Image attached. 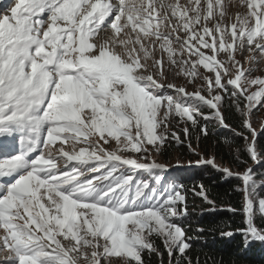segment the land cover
I'll return each mask as SVG.
<instances>
[{
  "label": "snow or ice",
  "instance_id": "6c2138e0",
  "mask_svg": "<svg viewBox=\"0 0 264 264\" xmlns=\"http://www.w3.org/2000/svg\"><path fill=\"white\" fill-rule=\"evenodd\" d=\"M261 61L264 0H18L0 17V264H164L165 252L193 264L176 222L187 190L155 157L170 140L194 151L189 123L205 136L201 120L229 128L228 107L259 161ZM195 163L242 182V210H228L247 243H264L252 170ZM192 191L216 210L203 185Z\"/></svg>",
  "mask_w": 264,
  "mask_h": 264
},
{
  "label": "trees",
  "instance_id": "16d2710c",
  "mask_svg": "<svg viewBox=\"0 0 264 264\" xmlns=\"http://www.w3.org/2000/svg\"><path fill=\"white\" fill-rule=\"evenodd\" d=\"M207 112V111H206ZM226 123L229 128H224L218 122L207 124L208 134L203 135L199 128H190L191 142L194 149L201 150L205 155H212L221 164L227 165L231 170L243 172L247 168L252 170L254 177L264 173V164L257 165L254 160L243 150L245 141L236 136L235 131H243L242 117L234 108H224ZM245 134H248L245 132ZM183 138V133H180ZM256 149L264 155V136L256 138ZM239 149V151H237ZM187 144H177L176 141L167 142L160 154L161 160L168 162L174 155L183 156L190 161L195 159L190 154ZM256 164V165H255ZM171 180L177 185H182L187 190L188 214L184 216V222L180 224L186 230V235L191 237V249L189 255L193 264H264V243H247L237 232L244 227V217L241 211L232 212L228 209L242 210L243 195L238 190L242 182L235 176L226 175L211 166H202L181 175L176 174ZM146 178V176H144ZM203 185L208 197L215 202L216 210L203 200L190 198L191 191ZM257 191L264 196V185L258 186ZM257 223H260L258 220ZM203 229V231H200ZM232 231L236 233L232 237L222 235L223 232ZM161 251L163 245L157 241ZM146 264H160L155 255L148 258L145 256ZM164 264H168V256H163Z\"/></svg>",
  "mask_w": 264,
  "mask_h": 264
},
{
  "label": "rangeland",
  "instance_id": "374dc122",
  "mask_svg": "<svg viewBox=\"0 0 264 264\" xmlns=\"http://www.w3.org/2000/svg\"><path fill=\"white\" fill-rule=\"evenodd\" d=\"M238 58L241 59L242 63H244L245 67H247V63L244 60V56H238ZM255 75H264V61H261L260 65L258 66V71L255 73ZM173 82L176 85H178V86H185L186 87V91L193 92V91L196 90V86H197L196 83H188L186 77L178 76V77H176L174 79ZM202 94H205V93L202 92ZM257 107H259V106H257ZM204 111L206 112L208 110L205 108ZM251 121H252L253 127L257 130V133H258L257 137L260 136V135L264 136V109H260L259 111H257L256 109H253V114L251 116ZM213 122L214 121L205 122V121L201 120L200 124L201 125L211 124ZM184 126L185 125L181 124V123L174 124V130L180 135V133H183ZM188 126L189 127L191 126L190 123L188 124ZM112 143L114 144V142H112ZM189 151H190L191 156L193 158H195V159L191 160V162H192L191 164L189 163L190 162L189 159H187V158L184 159L183 156L180 157L178 155H174L172 157V159L169 160L168 162H164L163 160H161V154L160 153L158 155H156L155 158L158 160V162L166 164V165L169 166L168 176L171 178V180H173V179H175L177 177L176 174H180L181 175L185 171H190V170H193L195 168L202 167V166H210V165H207V164L197 165L195 162L200 160V159H202V158L203 159L213 158V156L211 154L210 155H205L201 150H198V149H194V151L193 150H189ZM258 153H259V161H255L256 164L257 165L264 164V155H261L259 151H258ZM215 163L220 168H225L226 167V168L230 169L227 165L221 164L218 160H215ZM214 169H217V168H214ZM247 169H249V168H247ZM231 171L238 172L236 170H231ZM220 172H222V171H220ZM243 172H238V173H243ZM225 175H226L225 179H227L229 176L227 174H225ZM138 176L141 179H145V180L149 179V177L146 174L138 173ZM143 176H146V178H143ZM254 178L257 181L258 186L264 185V173H261L259 175V177H254ZM190 194H191L190 198L195 199V201H197L199 199L203 200L202 197L196 196L193 191H191ZM176 222L178 224H182L184 222V217L182 219H180V220H177Z\"/></svg>",
  "mask_w": 264,
  "mask_h": 264
},
{
  "label": "bare ground",
  "instance_id": "6f19581e",
  "mask_svg": "<svg viewBox=\"0 0 264 264\" xmlns=\"http://www.w3.org/2000/svg\"><path fill=\"white\" fill-rule=\"evenodd\" d=\"M8 1H12V0H7L6 2ZM16 3V2H15ZM15 4H5V1H1L0 2V17L4 14H10V9L11 7H13Z\"/></svg>",
  "mask_w": 264,
  "mask_h": 264
}]
</instances>
